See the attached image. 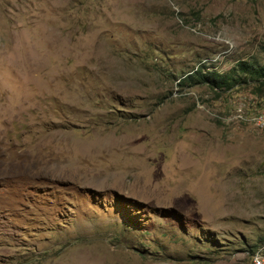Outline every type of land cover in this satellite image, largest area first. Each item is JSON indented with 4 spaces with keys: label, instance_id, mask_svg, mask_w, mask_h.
Wrapping results in <instances>:
<instances>
[{
    "label": "rangeland",
    "instance_id": "374dc122",
    "mask_svg": "<svg viewBox=\"0 0 264 264\" xmlns=\"http://www.w3.org/2000/svg\"><path fill=\"white\" fill-rule=\"evenodd\" d=\"M243 61L264 0H0V264H256L263 81L182 86Z\"/></svg>",
    "mask_w": 264,
    "mask_h": 264
},
{
    "label": "trees",
    "instance_id": "16d2710c",
    "mask_svg": "<svg viewBox=\"0 0 264 264\" xmlns=\"http://www.w3.org/2000/svg\"><path fill=\"white\" fill-rule=\"evenodd\" d=\"M247 78L254 79L257 82L263 81L264 85V66L243 61L239 62L237 66L226 74L208 71L203 66L192 74L187 75L182 80V86L186 84L207 85L219 95L220 92H232L237 86L245 84Z\"/></svg>",
    "mask_w": 264,
    "mask_h": 264
},
{
    "label": "bare ground",
    "instance_id": "6f19581e",
    "mask_svg": "<svg viewBox=\"0 0 264 264\" xmlns=\"http://www.w3.org/2000/svg\"><path fill=\"white\" fill-rule=\"evenodd\" d=\"M256 105L257 106H259V107H263L264 105L263 104H258V103H256ZM258 107V108H259ZM258 112V111H257ZM234 118V117H233ZM232 119V118H231ZM228 121L229 122H231L230 121V119H228ZM237 122H239V123H246V124H250L251 125V123H249V122H245V121H243V122H240V121H236V122H233V123H237ZM254 127L257 129V130H260V131H264V107L259 111V114L257 115V117L254 119ZM252 126V125H251ZM257 257H264V255L262 256L261 255V253H259L257 256H256V264H261V261L259 260V259H257Z\"/></svg>",
    "mask_w": 264,
    "mask_h": 264
},
{
    "label": "built area",
    "instance_id": "2783aa9c",
    "mask_svg": "<svg viewBox=\"0 0 264 264\" xmlns=\"http://www.w3.org/2000/svg\"><path fill=\"white\" fill-rule=\"evenodd\" d=\"M261 261V264H264V257H257Z\"/></svg>",
    "mask_w": 264,
    "mask_h": 264
}]
</instances>
